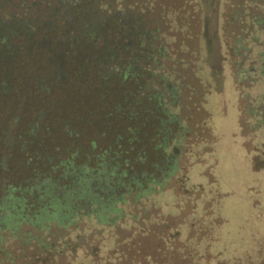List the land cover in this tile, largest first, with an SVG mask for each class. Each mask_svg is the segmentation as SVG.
Returning <instances> with one entry per match:
<instances>
[{
  "label": "rangeland",
  "instance_id": "374dc122",
  "mask_svg": "<svg viewBox=\"0 0 264 264\" xmlns=\"http://www.w3.org/2000/svg\"><path fill=\"white\" fill-rule=\"evenodd\" d=\"M115 1L145 10V14L141 12L145 26L157 28L158 47L168 57L167 65L176 57L184 58L193 60L201 70L199 49L203 45L210 47L211 40H216L218 0H213L211 9L208 0H81L80 5L86 14H94L104 9V3ZM227 10L228 5H224L220 12L223 48ZM162 12L165 19L160 22ZM149 78L147 71L143 76L121 75L91 63L81 67L68 87L47 92L42 88V123L37 122L36 133L24 146L21 138L15 140L11 150L5 145L9 140L0 137V195L10 188L18 193L45 177L49 167L69 158L94 166L101 157L118 155L128 159L134 169H148L157 156L155 146L160 138L152 102L154 89L145 82ZM200 78L208 86L204 108L209 114V128L201 127L200 133L197 127L201 137L182 157L185 169L181 178L173 179L174 187L155 194L151 200L173 222L178 239L202 237L197 252L209 255L213 264H264V166L253 168L254 162L259 165L264 161L263 130L248 137L240 134L238 95L227 66L210 65L207 61V71H202ZM262 88L259 78L249 92L258 96ZM31 110L35 112L34 108ZM182 179L181 188L189 191L187 195H176L175 188ZM163 247L160 237L146 234L135 246L138 250L129 251L134 256L129 255L123 262H143L145 256L167 260L160 253ZM158 248L160 252L156 251ZM99 255L106 258L102 252ZM169 258L167 264H183L177 254ZM81 259L78 252L77 260ZM188 262L187 259L184 263Z\"/></svg>",
  "mask_w": 264,
  "mask_h": 264
},
{
  "label": "trees",
  "instance_id": "16d2710c",
  "mask_svg": "<svg viewBox=\"0 0 264 264\" xmlns=\"http://www.w3.org/2000/svg\"><path fill=\"white\" fill-rule=\"evenodd\" d=\"M227 15L222 61L238 95V128L244 137L263 130L264 140V0H231ZM164 19L162 12L159 21ZM157 60L156 66H148L147 81L154 89L152 102L160 133L151 166L134 169L118 155L101 157L94 166L69 158L49 167L45 177L18 193L15 188L5 191L0 195V264H124L146 234L163 240L162 251H156L167 260L145 256L143 262L135 259L125 264H167L171 254H177L183 264L187 259L213 264L209 255L197 252L202 237L179 240L173 222L151 200L174 187L172 180L181 176L183 155L201 137L197 127L200 133L201 127L209 128L204 108L208 86L200 78L202 70L184 58L176 57L167 65L168 57L159 47ZM259 78L262 91L252 96L249 90ZM263 166L264 161L253 163L254 170ZM182 183L183 179L175 188L176 195L189 191L181 188ZM100 252L106 254L105 259Z\"/></svg>",
  "mask_w": 264,
  "mask_h": 264
},
{
  "label": "flooded vegetation",
  "instance_id": "af4514ba",
  "mask_svg": "<svg viewBox=\"0 0 264 264\" xmlns=\"http://www.w3.org/2000/svg\"><path fill=\"white\" fill-rule=\"evenodd\" d=\"M80 1L0 0V137L9 150L39 129L42 88L68 87L91 63L142 76L157 64V28L145 26L140 8L115 1L86 14Z\"/></svg>",
  "mask_w": 264,
  "mask_h": 264
},
{
  "label": "crops",
  "instance_id": "0c3cea01",
  "mask_svg": "<svg viewBox=\"0 0 264 264\" xmlns=\"http://www.w3.org/2000/svg\"><path fill=\"white\" fill-rule=\"evenodd\" d=\"M219 1V10H218V16H219V20L217 23V29H216V33H214L216 40L210 42V47L207 45H203L201 49H199V59H200V63L202 64V68L201 70L203 72H205V70L207 71V61L208 64L212 65L214 64L215 66H219L220 64H222L223 68L224 66H226L223 61H222V57H223V52H224V48H223V39L220 38L221 36V30H220V12H222V8L224 7V5H229V2L227 0H218ZM208 8L211 9V7L213 6V0H208ZM206 38V37H205ZM202 45V43H201ZM206 61V62H205ZM229 70V69H228ZM230 73V71H229Z\"/></svg>",
  "mask_w": 264,
  "mask_h": 264
}]
</instances>
